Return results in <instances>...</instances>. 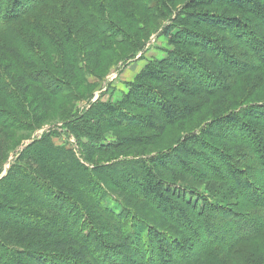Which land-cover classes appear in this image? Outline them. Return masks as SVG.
Masks as SVG:
<instances>
[{
    "label": "trees",
    "instance_id": "obj_1",
    "mask_svg": "<svg viewBox=\"0 0 264 264\" xmlns=\"http://www.w3.org/2000/svg\"><path fill=\"white\" fill-rule=\"evenodd\" d=\"M48 1L55 2L0 0V42L12 40V64L23 71L14 76L8 63L0 64V93L16 107L14 114L1 106L2 116L28 114L19 91L25 79L44 85L50 97L70 90L66 79L55 77L46 52L65 60L59 68L66 72L56 67L60 73L75 70L86 80L90 72L79 63L83 45L75 29L61 11L54 17V7L43 9ZM111 1L122 8L121 0ZM152 8L159 13L160 5ZM105 9L104 0L98 10L89 7L87 22L101 35L131 43ZM164 36L170 46L164 57L148 61L127 82L122 100L95 102L72 123L73 132L87 138L88 147L120 146L117 153L131 149L135 138L106 143L105 126L162 135L215 98L213 117L174 146L101 167L98 179L69 150L55 148L49 135L25 146L18 159L28 166L11 164L0 179V224L26 233L17 239L19 233L8 231L0 264H264V93L257 94L264 85V0H186ZM182 175L223 182L230 192L204 194L180 183ZM105 182L136 188L185 236L157 228L126 204L119 212L108 207ZM77 192L97 207L74 202ZM45 208L60 218L40 216ZM252 243L257 250L247 247Z\"/></svg>",
    "mask_w": 264,
    "mask_h": 264
},
{
    "label": "rangeland",
    "instance_id": "obj_2",
    "mask_svg": "<svg viewBox=\"0 0 264 264\" xmlns=\"http://www.w3.org/2000/svg\"><path fill=\"white\" fill-rule=\"evenodd\" d=\"M136 1L121 0L122 8L118 10L117 3L104 0L107 9L104 10L103 15L110 16L114 20V24L121 25L123 29V34H121L129 35L128 40L132 39L131 43L126 40L124 44L120 43L119 39H111L110 36H107L108 34L101 35L96 27L87 22L86 15L89 7L98 10L101 0H55V2L48 1L43 6V9L47 12L54 7V11H52L54 14L51 15L54 17H58L59 11H61L75 29L78 40L83 45L79 63L85 66L88 65L89 68H87L90 72L87 74L86 80L75 70L68 71L65 74L66 71L59 68L60 60L63 62L65 60L56 56L53 52L50 55L46 52L51 70L58 75L55 77L59 79L62 77L70 83V90L65 91L67 94L50 97L49 92L44 89V85L25 79L19 91L20 94L23 91L21 95L23 101L22 99L20 101L25 102L23 110L29 109L28 114L22 116L8 112V115L2 116L3 113L7 112H4L1 106L7 105L14 114H16V111H14L16 107L13 103L12 106L8 105L9 103L0 93V117L2 118L0 120V179L11 164L20 166L26 164V160L20 162L18 159L25 146L33 144L47 135H49L55 148L69 150V153H72L82 165L90 168L95 173V171H101V167L110 166L115 161L133 158L138 155L150 156L174 146L185 133L200 128L201 125H204L213 117L214 112H216L214 106L217 104L215 98L211 99L210 104L204 105L201 111L189 120L166 127L162 135L157 136L152 131H141L127 125L123 127L119 125L118 127L105 126L101 129V133L106 143L119 141L121 138L123 140H127L128 137L135 138L130 144L131 149L118 151L117 153L114 152V149H118L120 146L116 148L110 146L111 149L108 151H103L96 145H89L90 147H88L84 145L87 138L84 136L78 137L73 132L72 123L88 111L95 102H118L122 100L124 93L127 91V82H132L135 79L141 70V66L148 61L164 57L165 50L170 48L168 40L164 36V30L168 24H171L175 14L183 8L186 0ZM157 5H160L159 13H156L155 9L152 8ZM214 9L222 10V8ZM136 14L139 17L137 22L132 19ZM17 25L19 26V23ZM3 40L4 42H0V64L1 62L2 64L8 63L10 65L9 72L14 76H21L23 71L14 68L11 60L14 55L10 53L11 51L8 48L12 46L16 48V46L9 38ZM134 42L136 44H132ZM22 51L19 47L18 54L22 55ZM21 55L19 56L21 57ZM70 65L73 67L71 62ZM57 66L59 70L61 69L64 72L60 73L56 69ZM1 70H3V67ZM259 91L257 94L263 95L264 85ZM48 97L49 100H46ZM228 98L231 99L230 96ZM21 102L18 103L21 105ZM104 145L107 148L108 144ZM87 147L92 150V153L87 150ZM95 176L97 179L100 178L98 173H95ZM101 180L104 181V178L101 177ZM179 182L188 184L191 188L204 194H212L220 198L225 197L230 192L223 182L214 180H203L182 175ZM105 184L106 189L110 190L106 205L114 211H122L123 204H126L127 210L141 214L157 228L177 236H185L184 232L171 223L150 198L140 193L136 188L129 187V189H125L108 182H105ZM74 199V202L97 207L93 200L81 192L74 194ZM64 209L68 211L69 208L64 207ZM39 214L40 216L60 218L59 213L56 211L50 212L48 208L40 210ZM75 214L76 211H69L70 217H74ZM7 226L1 222L0 241H4L8 231L19 233L17 239H21V235L23 236L26 233V230L21 227L14 226L11 228ZM60 234L62 235V233ZM27 239L29 240V238ZM112 242L119 245L117 240ZM14 243L16 248L20 244L15 241ZM247 247L254 250L258 249L255 243L247 245ZM43 248L53 249L46 245ZM19 249H22L21 245ZM131 253L133 254V252Z\"/></svg>",
    "mask_w": 264,
    "mask_h": 264
},
{
    "label": "crops",
    "instance_id": "obj_3",
    "mask_svg": "<svg viewBox=\"0 0 264 264\" xmlns=\"http://www.w3.org/2000/svg\"><path fill=\"white\" fill-rule=\"evenodd\" d=\"M143 66H144V65H143ZM143 66H141V68H142Z\"/></svg>",
    "mask_w": 264,
    "mask_h": 264
}]
</instances>
